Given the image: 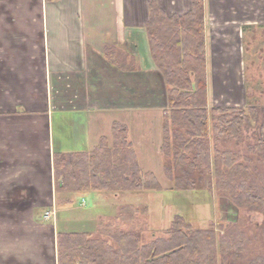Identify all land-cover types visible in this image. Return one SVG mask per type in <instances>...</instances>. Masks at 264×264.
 Instances as JSON below:
<instances>
[{
  "label": "crops",
  "instance_id": "1",
  "mask_svg": "<svg viewBox=\"0 0 264 264\" xmlns=\"http://www.w3.org/2000/svg\"><path fill=\"white\" fill-rule=\"evenodd\" d=\"M153 1L168 16L193 5L0 0V264H59V233L88 231L99 218L63 217L76 207L77 192L58 190L56 152L90 151L104 136L112 141L118 121L128 126L138 161L137 142L163 154L168 85L148 37ZM203 17L208 107L240 106L246 35L264 33V0H203ZM110 46L126 68L110 62Z\"/></svg>",
  "mask_w": 264,
  "mask_h": 264
},
{
  "label": "trees",
  "instance_id": "2",
  "mask_svg": "<svg viewBox=\"0 0 264 264\" xmlns=\"http://www.w3.org/2000/svg\"><path fill=\"white\" fill-rule=\"evenodd\" d=\"M147 31L153 58L168 85L161 151L169 158L164 171L174 189H211L216 182L237 204L264 213V173L250 176L249 160L239 162L218 146L212 152L209 143L211 133L217 141L226 136L239 139L243 127L253 126L259 109L208 107L203 0H193L191 11L182 16H168L151 2ZM105 54L110 62L126 68L114 47H107ZM251 149L264 162V118ZM54 169L57 188L64 192L162 189L155 173L141 167L129 128L118 121L112 126V141L104 136L90 151L56 152ZM128 209L134 211L133 207L123 210ZM100 223L99 237H91L89 231L60 232L59 264H218L213 225L194 230L178 216L167 237L141 244L134 231L112 221ZM230 247L222 241L223 250ZM250 264H264V257Z\"/></svg>",
  "mask_w": 264,
  "mask_h": 264
},
{
  "label": "rangeland",
  "instance_id": "3",
  "mask_svg": "<svg viewBox=\"0 0 264 264\" xmlns=\"http://www.w3.org/2000/svg\"><path fill=\"white\" fill-rule=\"evenodd\" d=\"M246 37L247 90L242 104L236 107L256 106L259 109L258 117L251 128L243 127L240 140L226 136L217 141L211 133L209 143L212 152L218 146L221 150L230 152L233 157H238L239 162L245 163L249 160L250 176H258L259 173H264V162L260 161L259 152L252 150L251 146L256 144L259 125L264 118V33L247 34ZM58 98L59 96L56 101ZM57 104L61 105L60 102ZM132 140L134 141L133 138ZM135 145L141 166L145 170L155 171L162 189L77 192L73 203L76 207L65 209L62 212L63 217L68 214L71 217L85 218L99 216L87 229L91 237L101 236L98 232L100 221H112L113 225L137 233L141 244H146L159 237H167L172 222L180 216L194 230L206 229L212 225L215 227L218 264H250L264 257L263 212L237 204L216 186L215 181L211 189H174V183L164 171L169 158L162 154L163 159L160 160L161 156H157L151 149L146 151L147 145L139 142ZM129 207H133L134 211L123 210ZM223 238L230 243L231 247L227 250L221 248L222 241H225ZM222 247L225 246L222 244Z\"/></svg>",
  "mask_w": 264,
  "mask_h": 264
},
{
  "label": "built area",
  "instance_id": "4",
  "mask_svg": "<svg viewBox=\"0 0 264 264\" xmlns=\"http://www.w3.org/2000/svg\"><path fill=\"white\" fill-rule=\"evenodd\" d=\"M52 214V211L48 212L47 216H50Z\"/></svg>",
  "mask_w": 264,
  "mask_h": 264
}]
</instances>
